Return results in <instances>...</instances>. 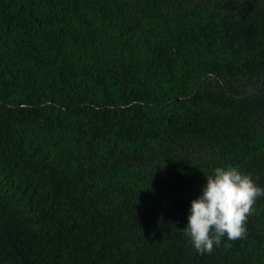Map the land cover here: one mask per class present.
Instances as JSON below:
<instances>
[{"label":"trees","instance_id":"obj_1","mask_svg":"<svg viewBox=\"0 0 264 264\" xmlns=\"http://www.w3.org/2000/svg\"><path fill=\"white\" fill-rule=\"evenodd\" d=\"M218 166L264 187V0H0V264H264V197L184 231Z\"/></svg>","mask_w":264,"mask_h":264},{"label":"clouds","instance_id":"obj_2","mask_svg":"<svg viewBox=\"0 0 264 264\" xmlns=\"http://www.w3.org/2000/svg\"><path fill=\"white\" fill-rule=\"evenodd\" d=\"M260 197H264V187L257 185L250 174L233 166L215 167L206 176L200 194L190 201L184 231L193 248L209 254L225 238L230 241L243 238L248 216ZM28 220L25 217L22 222Z\"/></svg>","mask_w":264,"mask_h":264}]
</instances>
